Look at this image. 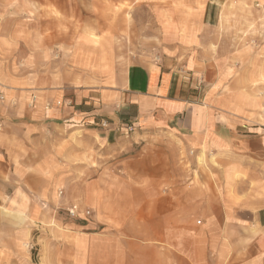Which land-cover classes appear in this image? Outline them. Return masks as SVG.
<instances>
[{"label":"rangeland","instance_id":"obj_1","mask_svg":"<svg viewBox=\"0 0 264 264\" xmlns=\"http://www.w3.org/2000/svg\"><path fill=\"white\" fill-rule=\"evenodd\" d=\"M203 3L0 0V83L15 93L49 80L100 87L110 72L135 64L138 56L158 63L157 54L166 46L200 49L217 43L212 49L227 61L217 88L230 93L226 87L232 82L237 103L246 107L238 110L246 121L242 129L256 120L264 130V0H212L205 11ZM9 102L16 105L17 98ZM46 135L52 143L32 145L28 165L33 181L47 185H31V204L25 209L13 201L0 208V264H179L184 258L191 264H264V228L253 220L256 207H246L249 201H263L264 185H227L246 182L250 169L251 180L264 182V132L250 138V151L261 155L250 152V159H240L244 174L232 180L225 167L217 165L221 173H215L210 168L215 162L206 165L197 151L175 158L174 177L185 183L177 186L183 187L184 203L179 200L171 222L163 213L174 209L170 194L175 185L167 182L166 159L156 157L154 165L166 167L164 173L159 179L149 174L137 179V196L127 200L135 205L121 207L128 221L125 231L114 224L103 227L104 205L115 187L108 183L121 181L108 166L117 155L82 132L64 128ZM202 166L206 172L200 174ZM156 180L163 183L142 185ZM72 205L79 207V218L68 215ZM86 210L91 214L84 217ZM170 226L190 236L181 245L190 251L186 257L177 250L180 238L173 247L161 234ZM219 230L223 236L215 237ZM117 232L124 246L113 244ZM104 235L113 239L110 246Z\"/></svg>","mask_w":264,"mask_h":264},{"label":"crops","instance_id":"obj_2","mask_svg":"<svg viewBox=\"0 0 264 264\" xmlns=\"http://www.w3.org/2000/svg\"><path fill=\"white\" fill-rule=\"evenodd\" d=\"M211 1L204 0L203 11L209 9ZM216 45L205 44L200 49L189 45L166 46L157 54L158 63L138 56L134 58L135 64L113 74L110 72V77L100 87L77 83L63 86L49 80L15 93L0 83V97H4L0 100V208L13 201L25 209L31 204V185H47L44 181L39 184L33 181L35 178L28 165L32 145H39L41 141L52 143L53 139L46 134L64 128L82 132L90 139L99 138L101 148L117 155L113 162L109 160L108 166L118 172L121 181L108 183L115 187L108 192V201L104 205L103 227L114 224L125 231L128 221L121 207L134 204L131 201L137 196L138 189L133 191L135 185H139L137 179H145L147 174L159 179L164 166L169 169L168 184L176 187L170 194L174 209L167 210L163 217L166 221H175V206L179 200L184 203L180 196L183 187L177 186L185 183L174 177V167L176 159L185 151H197V157L204 158L206 165L213 160L215 163L210 168L215 173H221L217 165L225 167V174L228 173L231 180L233 175L243 173L238 167L239 160L250 159V138L259 137L264 130L257 128L260 124L252 119V127L242 129L246 121L238 117V110L243 113L246 107L242 108L241 101L237 103L239 93H235L232 82L226 87L230 93L217 88L227 61L212 49ZM32 96L36 101L31 105ZM12 97L17 98L16 105L9 102ZM103 121L109 123L107 128L101 127ZM129 127L132 132L127 133ZM260 139L264 144V137ZM251 155L259 157L261 154L251 152ZM160 156L167 162L163 161L164 166L159 170V166L154 165L158 161L154 159ZM262 169L264 171V161ZM198 172L206 171L202 166ZM251 172V169L247 172L246 182L235 180L227 185H264L259 179L251 180ZM160 183L163 182L156 180L142 185ZM262 197V202L249 201L246 207H256L253 220L264 228V193ZM165 232L161 234L172 240L173 247L177 244L176 238L182 241L177 247L178 252L184 257L190 254L185 245L181 246L190 236L184 231H175L174 226ZM117 233L118 239L113 244L124 246L125 242L120 239L122 233ZM219 236H223L222 230L216 231L215 237ZM103 237L110 246L111 236ZM262 252L264 254V248ZM179 264L191 263L184 258Z\"/></svg>","mask_w":264,"mask_h":264},{"label":"built area","instance_id":"obj_3","mask_svg":"<svg viewBox=\"0 0 264 264\" xmlns=\"http://www.w3.org/2000/svg\"><path fill=\"white\" fill-rule=\"evenodd\" d=\"M0 100L3 101L4 100V97L3 96L0 97ZM35 101H36V97L33 98L32 102H31V105L33 103H35ZM108 126H109V123L107 121H103L101 123V127L102 128H107ZM128 132H132V128L131 127H129V129L127 130V133ZM62 194H63V192L60 191L59 192V196H62ZM67 212H68V215L71 218H79L81 216L80 209H79V207L77 205H72L70 208L67 209ZM90 214H91V212L89 210H86V211H84L83 216L84 217H87V216H90Z\"/></svg>","mask_w":264,"mask_h":264}]
</instances>
